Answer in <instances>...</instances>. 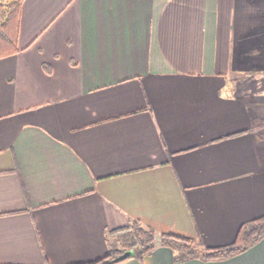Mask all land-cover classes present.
Wrapping results in <instances>:
<instances>
[{"label":"crops","instance_id":"crops-1","mask_svg":"<svg viewBox=\"0 0 264 264\" xmlns=\"http://www.w3.org/2000/svg\"><path fill=\"white\" fill-rule=\"evenodd\" d=\"M264 213V0H23L0 57V264H79L112 230L234 240ZM159 246L116 264H264Z\"/></svg>","mask_w":264,"mask_h":264},{"label":"trees","instance_id":"trees-1","mask_svg":"<svg viewBox=\"0 0 264 264\" xmlns=\"http://www.w3.org/2000/svg\"><path fill=\"white\" fill-rule=\"evenodd\" d=\"M22 1L0 0V57L17 50ZM110 235L109 249L105 256L79 264H116L130 257L142 259L159 246L170 249L174 253L175 262L191 259L224 260L241 253L264 237V213L241 224L232 242L214 247L206 246L198 237L157 232L138 219L112 230ZM127 251L132 252V255L119 259Z\"/></svg>","mask_w":264,"mask_h":264},{"label":"water","instance_id":"water-1","mask_svg":"<svg viewBox=\"0 0 264 264\" xmlns=\"http://www.w3.org/2000/svg\"><path fill=\"white\" fill-rule=\"evenodd\" d=\"M132 255V252H130V251H127V252H125L119 259H123V258H127V257H129V256H131Z\"/></svg>","mask_w":264,"mask_h":264}]
</instances>
